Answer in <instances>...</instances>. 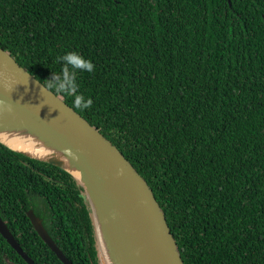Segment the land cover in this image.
I'll return each instance as SVG.
<instances>
[{"label":"trees","instance_id":"1","mask_svg":"<svg viewBox=\"0 0 264 264\" xmlns=\"http://www.w3.org/2000/svg\"><path fill=\"white\" fill-rule=\"evenodd\" d=\"M0 46L44 84L76 50L77 112L146 179L184 264H264V0H0ZM99 264L83 187L0 143V215L36 264ZM0 264H28L0 233Z\"/></svg>","mask_w":264,"mask_h":264},{"label":"water","instance_id":"2","mask_svg":"<svg viewBox=\"0 0 264 264\" xmlns=\"http://www.w3.org/2000/svg\"><path fill=\"white\" fill-rule=\"evenodd\" d=\"M41 84L0 46V143L64 169L83 187L100 264H184L146 179L100 130ZM27 215L60 260L74 264L34 209ZM0 233L28 264H36L1 215Z\"/></svg>","mask_w":264,"mask_h":264},{"label":"clouds","instance_id":"3","mask_svg":"<svg viewBox=\"0 0 264 264\" xmlns=\"http://www.w3.org/2000/svg\"><path fill=\"white\" fill-rule=\"evenodd\" d=\"M57 62L61 65L60 71L58 73L51 72L50 78L46 79L47 83L41 84V86L54 95L59 93L71 96L72 103L76 108L81 110L89 109L93 100L79 90L77 77L79 73L93 72L95 70L93 61L80 52L71 50L58 56ZM8 110H11V106H8Z\"/></svg>","mask_w":264,"mask_h":264},{"label":"rangeland","instance_id":"4","mask_svg":"<svg viewBox=\"0 0 264 264\" xmlns=\"http://www.w3.org/2000/svg\"><path fill=\"white\" fill-rule=\"evenodd\" d=\"M94 230V229H93ZM99 264H100V261H99Z\"/></svg>","mask_w":264,"mask_h":264}]
</instances>
